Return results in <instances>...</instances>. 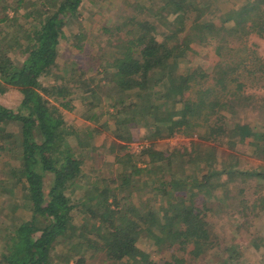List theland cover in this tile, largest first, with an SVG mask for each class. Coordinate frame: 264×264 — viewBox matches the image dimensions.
<instances>
[{
  "label": "rangeland",
  "instance_id": "rangeland-1",
  "mask_svg": "<svg viewBox=\"0 0 264 264\" xmlns=\"http://www.w3.org/2000/svg\"><path fill=\"white\" fill-rule=\"evenodd\" d=\"M2 1L0 18L2 7L15 6L16 0ZM43 1L24 0L22 12L31 3ZM54 1L51 0V6ZM250 1L255 3L259 12L255 9L244 22L237 15L235 19H228L233 11L248 7ZM190 3L188 19L181 22L173 8L164 7L161 0H82L77 13L63 29L57 56L48 74L40 79L38 95L49 105L58 108L69 132L80 134L84 131L90 138L93 129L99 130L97 137L90 138L93 146H96L95 151L89 152L94 153L93 166L84 167L77 187L80 192L76 193L74 199L79 198L83 189L102 186L100 179L108 181L122 173L123 166L114 162L125 152L134 154L136 165L144 167L150 162L148 157L141 156L145 147L169 151L175 157L171 164L163 165L155 174H141V183L135 185L133 197L130 198L136 203L144 201L148 207L160 208L156 228H163L169 223L163 211L167 207L166 198L151 189H144V181L155 180L161 175L165 180L182 178L184 174L194 178L201 170L231 172V175L220 176L222 179L214 186L215 189L201 196L205 199L206 211L202 207L197 212L201 211L205 217V226L198 235L201 236L199 243L204 251L197 257L190 255L194 243L192 239L188 243L173 245V250H169L171 247L167 244L159 248L141 234L137 237L138 244L150 255L151 264H264V179L260 175H250L256 169H264V0H190ZM9 15H12L11 11ZM208 20L214 22L215 28L221 29L209 31L204 36L195 33L199 40L190 45L182 44L190 26ZM8 31V36H11L16 28H9ZM145 34L149 35L140 44L131 43L135 35ZM0 40V48L6 54L15 56L18 53L10 47L12 42L8 43L9 46H3L7 41L4 38ZM166 43L182 45L185 51L176 73L197 67L204 72L199 82L201 88L216 85L215 79L228 83L233 77H238L243 81V88L239 92L250 98L246 100L242 97V100L234 103L238 105L242 102L241 108H229L230 111H227L215 107L209 112L212 116H226L224 122L230 128L237 122L249 125L253 133L259 135L258 138L241 141L237 133H230L231 130L223 135L218 131L210 135L216 131V123H221L219 117L213 119V122L216 121L214 129L207 131L203 137H198L197 131L184 128L170 135L168 126L161 128L159 138H150L153 129L148 127L152 122L147 115L149 113L137 111L136 107L129 108L134 103L135 95L119 92L111 81L104 80L105 76L100 72L121 55L127 58L145 45L162 46ZM222 87L217 84L216 91L221 92ZM57 89H64L61 90L62 97H58ZM238 89L230 84L225 93ZM187 94L191 95L190 92ZM21 99L17 91L7 89L0 94V106L17 113ZM166 105H159L157 111L169 117L171 104ZM122 109L121 119L133 121L127 122L123 128L114 127L111 117ZM116 127L117 130L119 128L118 132L113 131ZM10 132L16 133V129ZM13 133L2 140L0 132V247L5 243L7 234L12 232V225L18 220L16 217L25 219L29 216V210L16 208L18 205L21 207L24 193L14 177L21 163L16 138L11 136ZM73 137L70 133L68 141ZM120 147H124L125 152ZM187 161L192 163L189 167ZM231 169L241 171L240 175L232 173ZM193 199L194 196L187 194L186 200ZM56 248L53 264H75L76 256L73 253L59 245ZM100 260L102 255L97 253L94 259L86 258L84 264H95Z\"/></svg>",
  "mask_w": 264,
  "mask_h": 264
},
{
  "label": "trees",
  "instance_id": "trees-1",
  "mask_svg": "<svg viewBox=\"0 0 264 264\" xmlns=\"http://www.w3.org/2000/svg\"><path fill=\"white\" fill-rule=\"evenodd\" d=\"M0 2L4 3L2 0ZM50 2L44 0L38 2L39 5L31 3L22 12L24 0H16L15 6L4 5L1 9L0 39L7 41L3 46H9L8 43L12 42L10 47L18 53L10 56L0 48V94L13 89L22 99L17 113L0 106V132L2 140H5L10 137L9 133H13L10 131L16 129L11 136L16 138L21 164L14 177L24 193L21 207L18 205L16 208L29 210V216L25 219L16 217L18 220L13 223L12 232L7 234L5 243L0 247V264H53L56 245L73 253L76 256L75 264H84L86 258L94 259L97 253L102 255V260L95 264H151L150 255L138 244L137 237L141 234L159 248L162 244L169 245V250H173V245L188 243L192 239L194 243L190 255L199 256L204 249L201 248V236L198 234L205 226V217L201 211L197 212L200 210L198 208L205 206V199L201 196L215 189L214 186L222 179L220 176L231 175V172L201 170L194 178L184 174L182 178L165 180L161 175L155 180L144 181V189H151L166 198L167 207L163 211L169 223L163 228H156L160 208L148 207L144 201L136 203L130 198L133 197L135 185L141 183V174H155L163 165L171 164L175 157L169 151L145 147L141 156L148 157L150 162L140 167L133 160L134 154L120 147L125 153L122 157H116L114 163L122 165L123 172L108 181L100 179L102 186L83 189L79 198L74 199L79 191L77 187L84 167L93 166L94 153L89 152L95 151L96 146H93L90 138L97 137L99 130L93 129L90 138L84 131L80 134L69 132L58 108L49 105L38 95L40 79L48 74L57 56L63 29L77 13L82 0H56L54 6V2L52 6ZM161 2H164V7L173 8L181 22L188 19L190 0ZM248 7L233 11L228 19H235L237 15L244 22L256 9L252 1L248 2ZM214 25L212 20L194 23L182 44L190 45L199 40L195 33L204 36L209 31L221 29ZM9 28H16L11 36H8ZM148 35H135L131 43L140 44ZM130 54L127 58L121 55L112 65L102 68L100 75L105 76V81H111L119 92L135 95L134 103L129 108L136 107L137 111L149 113L147 115L152 122L148 127L153 129L150 138H159L161 128L168 126L170 135L184 128L197 131L196 135L203 137L216 124V131L210 135L217 131L223 135L231 130L230 133H237L241 141L259 137L249 125L237 122L230 128L224 122L226 116H212L209 112L215 107L237 110L242 107V102L236 105V101L242 100V97L246 100L250 98L239 92L243 88V81L238 77H233L228 83L215 79L216 85L201 88L199 82L204 72L199 67L176 73L185 54L179 44L145 45ZM222 74L224 76L223 71ZM217 84L223 86V93L216 91ZM230 84L239 89L227 94L225 89ZM57 90L58 97H62L61 90L64 89ZM166 103L171 104L169 117L157 111L159 105L167 106ZM123 109L112 115L114 127L123 128L127 122L133 121L121 119ZM217 117L222 121L215 124L213 119ZM117 127L113 131L118 132ZM70 133L74 137L68 141ZM187 163L188 167L192 164ZM231 171L238 176L241 172ZM250 175H260L264 179V169H256ZM120 194L122 197L118 198ZM187 194L194 196L193 201L186 200ZM202 210L205 212L206 208Z\"/></svg>",
  "mask_w": 264,
  "mask_h": 264
}]
</instances>
